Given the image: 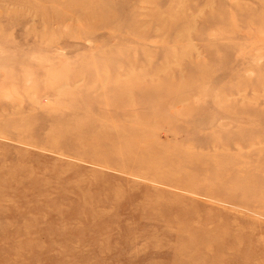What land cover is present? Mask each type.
Instances as JSON below:
<instances>
[{
    "label": "rangeland",
    "instance_id": "rangeland-1",
    "mask_svg": "<svg viewBox=\"0 0 264 264\" xmlns=\"http://www.w3.org/2000/svg\"><path fill=\"white\" fill-rule=\"evenodd\" d=\"M0 264H264V0H0Z\"/></svg>",
    "mask_w": 264,
    "mask_h": 264
}]
</instances>
